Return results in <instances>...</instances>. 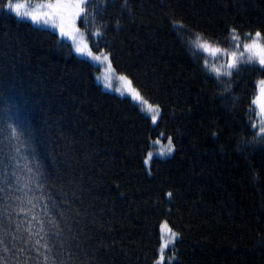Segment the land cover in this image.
I'll use <instances>...</instances> for the list:
<instances>
[{
  "label": "trees",
  "instance_id": "1",
  "mask_svg": "<svg viewBox=\"0 0 264 264\" xmlns=\"http://www.w3.org/2000/svg\"><path fill=\"white\" fill-rule=\"evenodd\" d=\"M92 2L95 19L76 23L92 50L111 53L117 75L138 79L161 105L156 123L131 97L104 88L100 67L57 30L0 8V129L8 135L7 98L40 163L43 188L34 194L63 212V250L50 232L53 254L65 264H156L170 228L179 236L162 264H264V146L244 145L259 131L254 99L264 71L242 63L225 76L228 59L193 49L171 23L225 49L234 48L231 27L241 43L256 31L264 42V0ZM167 136L174 149L158 155Z\"/></svg>",
  "mask_w": 264,
  "mask_h": 264
},
{
  "label": "snow or ice",
  "instance_id": "2",
  "mask_svg": "<svg viewBox=\"0 0 264 264\" xmlns=\"http://www.w3.org/2000/svg\"><path fill=\"white\" fill-rule=\"evenodd\" d=\"M127 7L128 0H124L122 8ZM0 8L14 12L17 16L30 17L37 24H53L59 28L60 35L72 39L78 54L105 63L107 71L116 74V69L112 66L111 53L103 49L94 53L88 46L84 33L75 26L76 18L81 15L85 23L89 16L95 19L96 4L92 0H44L43 3L35 5L23 3L21 0L16 2L7 0L0 4ZM89 8L92 9L91 12ZM171 23L178 34L182 32L186 34L184 38L193 49H203L213 54L221 51L228 54L229 59L224 66L225 76L231 78L234 71L239 74L242 63L247 65L252 61H258L260 70L264 71V44L258 42L262 36L260 31L255 32L250 42L248 38L251 34L243 33L245 42L241 44L237 28L228 29L236 49L229 54L227 49L212 47L204 33L189 28L182 20H172ZM118 24L119 21H117ZM94 34L103 35L102 29L97 27ZM241 47L243 51H240ZM193 55H195L194 52ZM204 63L206 65L207 61ZM211 71L216 73L217 79L220 78V68L213 66ZM117 79L122 86L118 91H121L122 95L126 93L137 101L141 111L148 114L151 121L156 123L161 115V105L150 102L152 97L148 94L147 88L138 79L134 80L123 72L117 76ZM259 83L264 84V80ZM224 91L230 94L231 90L225 88ZM5 103L8 135L5 136L3 129H0V264H65L62 259H58L53 254L56 240L60 241L61 250H63L64 241L61 239L63 229L60 228V222L56 218L62 216L63 212L54 211L56 208L54 204L49 208L48 204L43 203L46 198L42 194L40 196L34 194L43 188L40 183L42 179V173L39 171L40 163L34 155V150H30V146L23 142L27 126L19 114V106L15 103L9 106L7 98ZM262 112H264V105H262ZM252 127L255 129L257 126L252 125ZM212 135L215 136L217 133L213 132ZM166 139L167 146L159 150L160 155H168L174 149L172 137L167 136ZM153 143H159V140ZM256 143L264 146V119H261L256 135L250 141H245L244 145L252 146ZM153 154L149 151L144 162L147 163ZM167 196L171 197L172 193H167ZM38 207L42 208L43 216L36 212ZM161 227L167 228V222ZM50 232L54 233L56 240L49 238ZM167 235L169 239L161 244L160 256L156 264H162L164 249L169 242L175 241L179 233L168 228Z\"/></svg>",
  "mask_w": 264,
  "mask_h": 264
},
{
  "label": "rangeland",
  "instance_id": "3",
  "mask_svg": "<svg viewBox=\"0 0 264 264\" xmlns=\"http://www.w3.org/2000/svg\"><path fill=\"white\" fill-rule=\"evenodd\" d=\"M13 2H16V0H13ZM21 2L26 3V4H29V5H35V4H38V3H43L44 1L32 3L29 0H21ZM29 10H31V9H29ZM20 17L27 18V19L31 20L30 17H26V16H20ZM79 18L80 17H77L76 20H75V26L77 28H79V26H78V23H76V22H78ZM35 24H37V23H35ZM37 25L45 26V27H50V28H53V29H55V30H57L59 32V28L56 27V26H54L51 23H49V24H43V23H41V24H37ZM79 29L84 33V38L86 39V33H85V31L83 29H81V28H79ZM64 37H66L67 39H69L71 41V43L73 44V41H72V39L70 37H68V36H64ZM258 42L264 44V42H263L262 39H259ZM88 46H89V44H88ZM211 46L214 47V48L225 49V48H221V47H217V46H213V45H211ZM233 47H234V45H233ZM73 48L75 50V46L74 45H73ZM200 50H202L211 59H214V60L215 59H218V58H222V59H225V60L229 59V55L226 54L225 52H222V51L221 52H216V53L213 54L211 52L204 51L203 49H200ZM92 51L94 53H98V52H96L94 50H92ZM233 51H236L235 47L233 49L232 48H228L227 49V53H229V54L231 52H233ZM240 51H243V48L242 47H241ZM78 55H80L82 57H85V58H88L89 60H91L93 63L97 64L100 67V70L98 71V73L96 75V79H97L98 82H100L103 85L104 88H106L108 90L116 91V92H118V93L121 94V91H118V89H121V87H122L120 81L117 79V76L118 75L117 74L109 73L107 71V65L105 63L100 62V61H94L90 57L85 56V55H81V54H78ZM252 62L258 63V61H252ZM123 95L129 96L126 93L123 94ZM254 101H255V104L258 106L260 118L261 119H264V112H262V105H264V84H260L259 85V93L255 97ZM135 102H137V101H135ZM261 119H260V121H261ZM158 155H160V154H158ZM168 239H169V237L167 235V229H165V231H164V240H168Z\"/></svg>",
  "mask_w": 264,
  "mask_h": 264
}]
</instances>
